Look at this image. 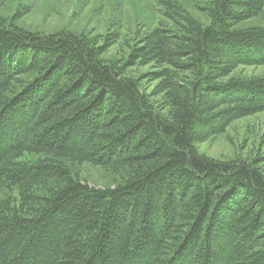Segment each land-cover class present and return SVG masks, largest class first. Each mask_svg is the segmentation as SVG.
I'll list each match as a JSON object with an SVG mask.
<instances>
[{
	"label": "trees",
	"instance_id": "trees-1",
	"mask_svg": "<svg viewBox=\"0 0 264 264\" xmlns=\"http://www.w3.org/2000/svg\"><path fill=\"white\" fill-rule=\"evenodd\" d=\"M198 1L206 23L187 13L160 23L122 68L75 33L25 30L22 13L0 18V188L17 191L0 202V264H264L259 160L196 147L264 112V76H233L264 65V26L236 27L264 0ZM142 65L155 68L164 114L123 73ZM70 161L122 180L91 186Z\"/></svg>",
	"mask_w": 264,
	"mask_h": 264
},
{
	"label": "rangeland",
	"instance_id": "rangeland-1",
	"mask_svg": "<svg viewBox=\"0 0 264 264\" xmlns=\"http://www.w3.org/2000/svg\"><path fill=\"white\" fill-rule=\"evenodd\" d=\"M184 11H169L160 0H0V18L7 23L14 15L16 25L29 31L53 33L72 32L90 44L108 47L101 55L107 62L122 68L131 47L147 32L164 22L176 25L185 13L200 22L208 17L198 0H177ZM264 26V10L255 17L239 23V29ZM113 39L114 41H111ZM153 65H142L123 70L124 75L140 80L157 109L163 114L167 105L162 95H155L158 83L149 74ZM233 76L255 78L264 76L262 66H240ZM201 155L214 159H258L264 170V112L234 121L223 133L196 144ZM26 160L38 161L43 156L26 154ZM74 178L95 187H113L122 176L89 163L66 162ZM17 200L16 190L0 188L1 201Z\"/></svg>",
	"mask_w": 264,
	"mask_h": 264
}]
</instances>
